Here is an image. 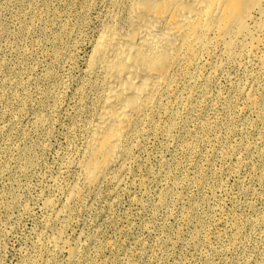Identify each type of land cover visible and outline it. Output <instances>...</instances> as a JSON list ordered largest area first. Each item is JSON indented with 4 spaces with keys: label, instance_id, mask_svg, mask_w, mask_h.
I'll use <instances>...</instances> for the list:
<instances>
[{
    "label": "rangeland",
    "instance_id": "1",
    "mask_svg": "<svg viewBox=\"0 0 264 264\" xmlns=\"http://www.w3.org/2000/svg\"><path fill=\"white\" fill-rule=\"evenodd\" d=\"M102 5L0 0V264H43V258L48 264H264V106L263 113L244 111L224 77L203 110L182 113L171 134L144 142L122 189L104 185L73 209L66 227L45 212V199L59 201L76 175L67 173L66 163L82 149L83 127L94 111L85 72ZM259 90L264 96V81ZM225 99L235 100L231 108ZM212 121L215 132L200 130ZM216 136V144L209 142ZM188 143L196 152L186 153ZM232 146L246 152L226 154ZM50 227L81 241L76 260L66 253L44 256Z\"/></svg>",
    "mask_w": 264,
    "mask_h": 264
},
{
    "label": "bare ground",
    "instance_id": "2",
    "mask_svg": "<svg viewBox=\"0 0 264 264\" xmlns=\"http://www.w3.org/2000/svg\"><path fill=\"white\" fill-rule=\"evenodd\" d=\"M103 4L99 13L100 26L87 58L85 72L89 86L95 92L94 102L92 101L94 111L83 127L82 149L78 151L77 157L70 158L67 166L65 165L67 173L74 170L76 175L62 187L63 194L59 201L53 198H46L44 201L43 208L46 213L51 214L52 221L65 227L73 209L83 204L88 197L98 196L104 185L122 189L129 172V162L135 152L141 151L144 142L152 135L171 134L182 113L190 115L203 110L210 100L212 89L222 77L233 84L244 111L260 112L264 106V96L259 93L264 81V0H103ZM226 99L224 101L231 108L235 100L231 103ZM224 111L229 116L227 107ZM202 129L215 132L218 125L213 122L207 124V127H200ZM211 136L205 137L206 140ZM219 137L209 139V142L216 144ZM195 147L189 144L186 153L196 152ZM237 151L245 150L232 146L226 154ZM261 176L264 179V171ZM58 177H54V181ZM50 187L48 188L51 190ZM166 196L169 197V194ZM50 228L52 234L43 245L44 256L48 259L56 253H66L70 262L76 260L81 241L67 240L65 229ZM42 260L43 264H48L44 258Z\"/></svg>",
    "mask_w": 264,
    "mask_h": 264
}]
</instances>
